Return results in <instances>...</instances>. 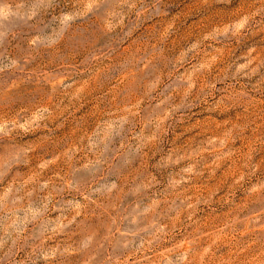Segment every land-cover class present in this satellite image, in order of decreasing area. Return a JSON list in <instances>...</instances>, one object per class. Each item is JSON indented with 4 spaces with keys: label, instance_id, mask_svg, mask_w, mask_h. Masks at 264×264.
<instances>
[{
    "label": "rangeland",
    "instance_id": "obj_1",
    "mask_svg": "<svg viewBox=\"0 0 264 264\" xmlns=\"http://www.w3.org/2000/svg\"><path fill=\"white\" fill-rule=\"evenodd\" d=\"M0 264H264V0H0Z\"/></svg>",
    "mask_w": 264,
    "mask_h": 264
}]
</instances>
